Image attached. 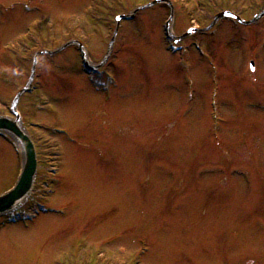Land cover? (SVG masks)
<instances>
[{
    "label": "rangeland",
    "instance_id": "1",
    "mask_svg": "<svg viewBox=\"0 0 264 264\" xmlns=\"http://www.w3.org/2000/svg\"><path fill=\"white\" fill-rule=\"evenodd\" d=\"M150 1L0 0V114L34 54L77 39L101 64L115 14ZM171 1L175 35L221 9L245 19L264 9ZM169 13L159 1L121 21L98 75L75 43L37 57L17 109L38 144L39 181L21 205L29 221L0 217V264H264V94L253 88L264 89V17L177 40L184 66L163 34ZM19 169L18 147L0 137V192Z\"/></svg>",
    "mask_w": 264,
    "mask_h": 264
},
{
    "label": "water",
    "instance_id": "2",
    "mask_svg": "<svg viewBox=\"0 0 264 264\" xmlns=\"http://www.w3.org/2000/svg\"><path fill=\"white\" fill-rule=\"evenodd\" d=\"M225 15L233 16L237 18L240 22L248 23V21L240 20L238 17L226 11L217 14L215 20ZM263 15H264V11H262V13H260L257 17H255L254 20H256L258 17ZM125 16L126 15L118 16L117 20ZM83 60L87 66H90L89 62L87 61V59H85L84 56H83ZM33 73H34V65L32 66L31 76L29 78L27 86L22 88L17 93L14 100L12 101L11 104L12 112L15 117L12 118L9 116H0V131H4L8 133L11 137H13L15 141L18 143L22 153L21 170L16 183L11 189L7 190L6 192L0 195V214L16 208V206L19 205L20 202L23 201L28 196L36 173L37 159H36L35 148L28 133L24 129L20 116L16 110V103L20 94L24 91L29 90L28 86L32 80Z\"/></svg>",
    "mask_w": 264,
    "mask_h": 264
}]
</instances>
